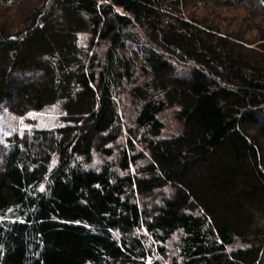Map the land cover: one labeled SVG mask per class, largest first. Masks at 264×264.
I'll return each instance as SVG.
<instances>
[{"label":"trees","instance_id":"16d2710c","mask_svg":"<svg viewBox=\"0 0 264 264\" xmlns=\"http://www.w3.org/2000/svg\"><path fill=\"white\" fill-rule=\"evenodd\" d=\"M0 5V113L64 114L0 143V264H264V0Z\"/></svg>","mask_w":264,"mask_h":264},{"label":"rangeland","instance_id":"374dc122","mask_svg":"<svg viewBox=\"0 0 264 264\" xmlns=\"http://www.w3.org/2000/svg\"><path fill=\"white\" fill-rule=\"evenodd\" d=\"M0 15H2L4 9L7 8L0 5ZM14 14V10H11L8 16ZM13 17V16H12ZM92 37L90 34H79L78 43L83 48L90 46ZM108 43H102L96 46L92 52L97 53L98 56L104 58ZM136 109L135 104L128 98H124L122 105V114L130 122L134 116ZM63 112L60 105H54L47 107L45 110L37 112L31 111L24 116L14 115L9 109L3 108L0 113V143H6L9 139H13L16 135H21L24 132H29L34 129H51L62 125ZM160 119L164 124L163 135L171 136L179 134L182 126L181 122L177 117V109L170 108L160 115ZM264 149V141H262ZM96 163H100L101 160L96 158ZM263 170H264V150H263ZM180 236L176 235L173 239L164 246L157 245V250L153 253L151 261L169 262L174 256H176V244L179 242ZM160 247H162L165 255L161 254Z\"/></svg>","mask_w":264,"mask_h":264}]
</instances>
